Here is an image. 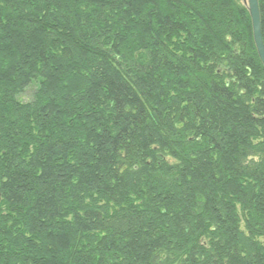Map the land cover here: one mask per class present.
Wrapping results in <instances>:
<instances>
[{"label": "trees", "instance_id": "16d2710c", "mask_svg": "<svg viewBox=\"0 0 264 264\" xmlns=\"http://www.w3.org/2000/svg\"><path fill=\"white\" fill-rule=\"evenodd\" d=\"M0 264H264L246 7L0 0Z\"/></svg>", "mask_w": 264, "mask_h": 264}, {"label": "water", "instance_id": "95a60500", "mask_svg": "<svg viewBox=\"0 0 264 264\" xmlns=\"http://www.w3.org/2000/svg\"><path fill=\"white\" fill-rule=\"evenodd\" d=\"M242 3L247 7V11L251 22L252 40H253L254 48L256 50V54L259 59V62L264 69V46L262 43L261 33H260L258 2L257 0H242Z\"/></svg>", "mask_w": 264, "mask_h": 264}, {"label": "rangeland", "instance_id": "374dc122", "mask_svg": "<svg viewBox=\"0 0 264 264\" xmlns=\"http://www.w3.org/2000/svg\"><path fill=\"white\" fill-rule=\"evenodd\" d=\"M240 4H242V6L246 7L243 3H242V0H237ZM247 9V7H246ZM33 89H32V86H30L26 91L25 93L21 96V99L22 101H27L30 99V95L32 93Z\"/></svg>", "mask_w": 264, "mask_h": 264}]
</instances>
